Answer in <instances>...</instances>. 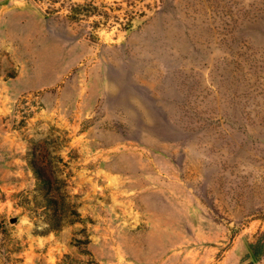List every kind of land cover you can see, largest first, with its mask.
<instances>
[{
  "label": "rangeland",
  "instance_id": "obj_1",
  "mask_svg": "<svg viewBox=\"0 0 264 264\" xmlns=\"http://www.w3.org/2000/svg\"><path fill=\"white\" fill-rule=\"evenodd\" d=\"M263 232L264 0H0V264H264Z\"/></svg>",
  "mask_w": 264,
  "mask_h": 264
},
{
  "label": "trees",
  "instance_id": "obj_2",
  "mask_svg": "<svg viewBox=\"0 0 264 264\" xmlns=\"http://www.w3.org/2000/svg\"><path fill=\"white\" fill-rule=\"evenodd\" d=\"M100 11V9L97 6H94L91 3L88 4H83V5H79L76 8V13L79 14H85V16H100V13H98ZM107 18L106 14L103 15ZM107 20L104 22H98L96 23V27H101L100 25L104 26L106 25ZM131 23L127 24V27L130 26ZM250 251H251V255L255 258V259H260L264 257V232L261 233L257 239V241L253 244L250 245Z\"/></svg>",
  "mask_w": 264,
  "mask_h": 264
}]
</instances>
